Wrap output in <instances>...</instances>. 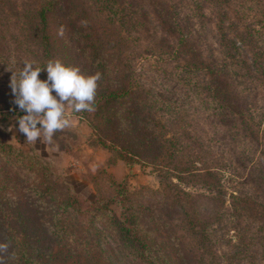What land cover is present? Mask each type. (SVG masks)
I'll return each mask as SVG.
<instances>
[{
	"label": "trees",
	"instance_id": "16d2710c",
	"mask_svg": "<svg viewBox=\"0 0 264 264\" xmlns=\"http://www.w3.org/2000/svg\"><path fill=\"white\" fill-rule=\"evenodd\" d=\"M39 1L38 6L33 7L30 3L21 6L28 19L26 28L30 32V36H27L29 42L34 43L36 49H42L40 57L44 51L54 56L55 41L53 43L48 26L52 15L64 10L65 40H69L75 49L65 63L79 67L86 75L100 74L93 110L77 114L87 115L98 135V144L107 148L112 146L115 154L128 165L138 162L150 164L161 173L175 176L180 181L204 179L210 191H215V186L221 183L217 167L206 164H202V168L197 166L194 157L199 155L196 150L198 145L180 144L182 148H178L176 136L166 134L169 127L182 126L185 129L193 119L197 126L199 122L203 125L195 115H203V109L210 111V114L203 115L204 121L227 124L231 138L238 140L239 147L244 148L241 144H247L251 149L260 144L264 134L261 120L259 122L264 115V0H196L194 3H191L194 0H143L152 7L162 25L175 26L176 32L167 30L180 35L177 44L172 47L176 61L182 62L187 72L200 73L203 82L194 87L202 109L198 107L194 112H185L186 119L183 113L174 110L171 120L166 118L169 108L158 98L152 100L150 94L147 96L148 91L140 86L133 75L132 60L128 54L129 38L123 34V30L128 26L137 29L143 27V31L155 38L153 29L156 27L149 22L148 13L138 0ZM185 4L184 13L182 8ZM190 5L194 7V14L190 18H196L204 28V37L185 22V15L188 10L191 11ZM207 5H212L211 14L206 13ZM7 8L17 18L25 15L23 12L19 14V0H0V9ZM116 28L120 33L114 31ZM208 30L214 31L220 54L225 53L224 59L219 58L214 64L212 60L215 54L204 53L209 52L210 39L205 34ZM155 45L172 52L168 51L164 36H156ZM33 57V61H39L40 57ZM14 61V68L19 70V65H22L20 57ZM221 61L225 65L217 69L219 66L215 65ZM13 63L8 57L7 65L13 67ZM8 66L7 75L10 71ZM175 80L171 88L179 80V89L188 94V84L180 82V79ZM0 86H3L1 82ZM7 89L11 90L10 83ZM15 107L12 103L7 110ZM158 111H162L160 115ZM1 146L5 147V151L7 148V165L14 169L18 177L30 173L8 158V154L15 150L9 143H1ZM4 152L0 154L4 155ZM210 154L214 159L213 153ZM246 154L245 151V157ZM1 157L6 160L5 156ZM254 157L256 160L252 161L250 177L248 181L237 180L238 187H242L243 191L232 193L230 206L223 199L222 192L219 193L221 196L212 195L207 200L172 181L159 189H141L135 206L129 207L125 219H116V223H113L120 247L130 264H136V260L137 264L139 261L146 264H222L221 255L214 250L221 242L232 249L230 258L233 261L244 249H248L244 247L250 244L251 247L258 246V239L262 242L264 258V151ZM249 182L263 192L261 200L244 191ZM115 184L119 188L124 187L120 183ZM121 192L122 189L119 194ZM74 203L83 205L80 195H68L62 204L64 210ZM100 203L96 198L91 201V205L97 206L95 209L103 210ZM69 225L56 220L51 226L60 253L75 257L77 264H88L95 253L102 250L89 236H78L81 233L80 224L72 222ZM231 227L237 231L234 237L229 235ZM8 240L22 246L19 254L22 262L28 252L27 238L9 236ZM28 261L27 258L24 263Z\"/></svg>",
	"mask_w": 264,
	"mask_h": 264
},
{
	"label": "rangeland",
	"instance_id": "374dc122",
	"mask_svg": "<svg viewBox=\"0 0 264 264\" xmlns=\"http://www.w3.org/2000/svg\"><path fill=\"white\" fill-rule=\"evenodd\" d=\"M19 2V14L21 15L22 12L25 14L21 18L15 17L8 8L0 9V82L3 85L0 86L3 89L0 91V153L5 151L1 143H9L15 150L8 154V158L16 164H21L30 173L18 177L14 169L7 165V148L4 155L0 154V243L8 245L6 250H0L2 264H26L24 261L27 258L30 260L27 264H77L75 257L64 252L60 253V248L51 232L52 223L54 224L56 220L70 224L69 226L72 222L80 224L81 233L78 236H89L91 241L99 244L102 252L98 250L94 259L88 261V264H130L126 253L120 247L119 236L115 232L113 223H116V219L118 221L125 219L129 207L135 206V199L139 197L138 193L141 189H159L170 181L190 192L198 193L207 200L212 195L217 196L222 192L223 199L227 200V205L230 206L233 201L232 193L236 190L243 191L242 187H238L240 185L237 180L246 179L248 181L253 167L252 161L256 160L254 156L257 154L260 156V152L264 151V134H262L260 144L253 148L250 149L247 144H241L245 149L239 147L238 140L231 138L227 124L204 121V116L210 114V111L206 109H203L204 116L201 113L195 114L198 115L203 125L198 121L199 126H197L193 119L185 129L182 126L169 127L166 134L176 136L179 141L178 148H182L179 147L180 144L198 145L196 150L199 155L194 157L197 160V166L202 168V164H206L217 167L221 183L215 186L216 192L210 191L204 179L180 181L175 176L161 173L150 164L138 162L128 165L118 157V154H115L112 146L107 148L98 144V135L86 117L87 115L82 116L73 112L71 106L68 107V114L72 123L70 127L56 134L53 144L47 146L41 142V138H37L36 144L26 142L25 135L18 130V124L15 129L9 131L19 114L23 113H19L17 107L7 110L8 106L13 103L10 101L14 100L11 98L12 91L7 89V84L10 83L12 77V71H9L7 75V58H11L14 67L16 64L14 60H19V57L23 64L25 60L33 61L34 55L39 58L43 53L41 48L36 49V45L28 40L27 36L30 33L26 28L28 19L21 9L23 3H30L34 7L38 6L40 1L19 0ZM137 2L148 13L149 22L156 27L153 29L155 38L143 31V27L137 29L135 26H128L123 30V34L129 38L127 43L130 53L128 54L132 60L130 64L133 67L135 80L145 91H148L147 96L150 94L149 97L152 100L158 98L169 108V115L166 118L171 120L172 111L176 110L183 113L186 119L187 112H194L198 110V107L202 109L198 94L194 91L196 85L203 83L200 73L187 72L183 63L176 61L173 55L175 50H172V47L177 44L180 35H174L167 30L176 32L175 26L162 25L148 3L143 0ZM183 6L182 11L185 13L186 4ZM207 6L206 13L211 14L212 5ZM190 8L191 11L188 10L185 15L187 16L185 22L190 24L189 28H195L204 37V28L196 18H190V15L194 14V7L190 5ZM63 17V9L52 15L48 31L53 43L55 41L54 56L44 51L43 56L36 61L37 66L44 67L52 59L66 62L75 51L74 45L69 40H65L67 31L63 25ZM211 26L214 27V24L211 23ZM114 31L120 33L118 28ZM182 32L185 33V30ZM205 34L206 38L210 39L207 47L209 52H204L205 55L215 54L212 64L217 63L219 58L224 59L225 53L222 55L218 51L214 31L208 30ZM156 36L166 38L167 49L171 50V53L155 45ZM223 65L225 64L221 61L215 66H219L217 68L219 69ZM40 75L42 79L47 77L46 71H42ZM175 79L188 84V94L179 89V80L177 84H173V89L171 88ZM161 112L158 111V114L160 115ZM260 120V126L263 125L264 130V115L259 122ZM245 151L247 152L246 157L244 156ZM210 152L213 153L214 159L210 157ZM1 156H5L6 160L1 159ZM115 183H120L124 187L119 188ZM121 189L122 192L119 194ZM244 191L261 200L263 192L254 183L249 182ZM31 192L36 194H31ZM73 194L80 195L83 205L74 203L70 208L67 206V212H65L63 201L68 198V195ZM95 198L101 202L99 206L102 205L103 210H97L95 209L97 206L91 205V201ZM56 213L58 216L54 217ZM236 234L234 227L229 228V235L234 237ZM9 236L27 238L28 252L22 262L19 260L22 246L8 240ZM261 243L258 239V246L252 245L251 247L250 244L244 247L248 249H244L242 254L237 255L233 261L230 258L232 249L230 250L224 242L217 245L214 250L221 255L222 264H264ZM137 263L138 260H136ZM139 264H146V262L139 261Z\"/></svg>",
	"mask_w": 264,
	"mask_h": 264
},
{
	"label": "clouds",
	"instance_id": "9594fccd",
	"mask_svg": "<svg viewBox=\"0 0 264 264\" xmlns=\"http://www.w3.org/2000/svg\"><path fill=\"white\" fill-rule=\"evenodd\" d=\"M8 69L12 71L13 103L19 113H23L19 114L9 131L18 124L26 142L36 144L37 138H41L47 146L53 144L56 134L72 123L69 106L75 113L90 112L94 108L99 73L86 75L79 67L60 59L49 60L44 67L37 66L35 61L25 60L18 71L14 67L8 66ZM42 71L47 73L44 79L40 75ZM7 247V243H0V250Z\"/></svg>",
	"mask_w": 264,
	"mask_h": 264
}]
</instances>
